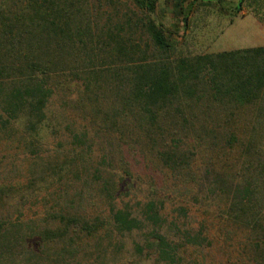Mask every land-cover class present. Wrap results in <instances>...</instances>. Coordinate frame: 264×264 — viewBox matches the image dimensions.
I'll return each instance as SVG.
<instances>
[{
    "label": "trees",
    "instance_id": "trees-1",
    "mask_svg": "<svg viewBox=\"0 0 264 264\" xmlns=\"http://www.w3.org/2000/svg\"><path fill=\"white\" fill-rule=\"evenodd\" d=\"M158 5L0 0V264H82L80 249L144 229L159 264H191L207 229L167 223L162 197L123 200L141 179L130 160L223 199L236 263L264 264V46L177 55ZM244 7L264 26V0L229 8Z\"/></svg>",
    "mask_w": 264,
    "mask_h": 264
},
{
    "label": "rangeland",
    "instance_id": "rangeland-1",
    "mask_svg": "<svg viewBox=\"0 0 264 264\" xmlns=\"http://www.w3.org/2000/svg\"><path fill=\"white\" fill-rule=\"evenodd\" d=\"M120 1L126 2L127 0ZM217 2H222V5L228 9L217 6ZM238 2L239 0H197V2L195 0H159L157 19L170 32L169 37L176 48L177 55L184 57L264 46V26L259 23L251 11L244 7L238 15H235L229 8ZM187 13L188 17H186ZM58 141L60 139L51 141L49 147H46V152L55 151ZM2 146L0 151L5 152L7 150L4 148L5 144ZM96 150L98 153L94 156L92 153L93 158L91 159L100 164L103 159L97 156L103 153L101 149ZM9 151L16 155L17 161H14L15 163L9 161L7 165L22 164L24 169L22 171L25 172L28 161L24 162L25 155L22 149L17 151L13 148ZM130 162H132V172L136 174V177L139 175L141 179L137 181L139 186H137L136 193L130 191L129 196L126 195L129 191L124 189L121 193L123 200L134 205L137 200H144L147 196L159 200L162 197L161 200L164 202L162 213L167 218V223L174 221L180 227L193 228L194 231L200 227L206 228L205 236L208 233L209 238L202 248L188 247L184 251L191 264H237L239 239L236 233H240L233 224L222 222L220 215L226 210V203L223 199H218L213 195L206 196L202 190H196L192 184L184 185L157 170L146 174L143 166L139 167L132 160ZM84 192V198L90 200L88 211L103 210L91 203L96 202L97 205L103 206L97 189L86 187ZM70 193L74 194L73 189H70ZM46 194V191L42 192L40 198ZM53 203L52 200L51 204ZM39 208L35 207L34 210ZM180 208H184L185 213L180 211ZM181 213L184 217H180ZM149 232L150 230L144 229L125 237L124 243L117 249L116 243L110 247L106 240L100 247L104 254L99 257H97L98 246L88 245L80 249L78 259L82 264H89V262L93 264L96 257L99 258L96 264H159L156 261V255L153 254L156 245L154 240L148 236ZM136 246H139V250L142 248L143 252L139 253Z\"/></svg>",
    "mask_w": 264,
    "mask_h": 264
}]
</instances>
